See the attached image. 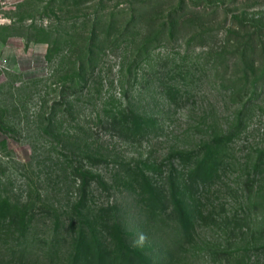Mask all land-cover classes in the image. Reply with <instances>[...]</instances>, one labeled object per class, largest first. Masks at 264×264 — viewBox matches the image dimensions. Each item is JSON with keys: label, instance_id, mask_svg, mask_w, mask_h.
I'll use <instances>...</instances> for the list:
<instances>
[{"label": "rangeland", "instance_id": "rangeland-1", "mask_svg": "<svg viewBox=\"0 0 264 264\" xmlns=\"http://www.w3.org/2000/svg\"><path fill=\"white\" fill-rule=\"evenodd\" d=\"M50 1L0 0V264H69L79 231L104 238L106 220L153 264H264V0H202L172 35L153 18L176 0L55 15ZM129 110L142 130L122 122ZM209 151L218 170L191 194L178 153ZM84 173L102 184L77 208ZM169 177L189 233L165 203Z\"/></svg>", "mask_w": 264, "mask_h": 264}, {"label": "trees", "instance_id": "trees-1", "mask_svg": "<svg viewBox=\"0 0 264 264\" xmlns=\"http://www.w3.org/2000/svg\"><path fill=\"white\" fill-rule=\"evenodd\" d=\"M108 0H51L48 3V8L52 7V12L60 11L62 14V8L64 7H78L83 4H87L90 2H95L96 4L103 5L104 2ZM139 9H143L144 7H156L162 5L165 0H141ZM169 1V0H168ZM53 5L59 7L56 10V7L53 8ZM176 4L171 10L168 11V14L164 16V18H153L156 23L157 34L166 33L167 35H172L176 24L180 20H184L187 15V11L194 10L196 12H200L203 10L202 0H176ZM187 10V11H186ZM193 14V13H191ZM135 13L130 14V18L127 21V25L130 23L131 25L135 20ZM196 15V14H193ZM63 17V16H62ZM235 19H239L238 16H232ZM58 18H61L59 15ZM95 20V19H94ZM190 21V19H186ZM253 33L252 35L261 34L264 31L263 27L260 25H253ZM123 29V28H122ZM125 29V28H124ZM123 29V30H124ZM94 26L91 27V33H95ZM239 48L237 49V51ZM242 48V53H243ZM252 74V73H251ZM256 86V82L252 84ZM169 95L173 97L175 93L179 92V86L177 84H170L168 86ZM256 89V87H255ZM254 89V93H257ZM122 122L125 125H131L133 128L137 130H142L143 119L144 117L138 113H135L133 110H129L127 113L122 115ZM240 121L237 123L240 125ZM232 133H223L220 134L217 139L212 140L209 144V147H215L219 142H226L231 140ZM181 160L188 159L191 161V165L186 172V176L184 179V187L185 189L191 193L196 194L205 188L207 185L211 183L213 177L215 176L218 165L220 164L219 158L214 154V152L209 151L206 155L198 156L196 154H192L191 152H179ZM81 177V185H82V196L77 203V208L84 207L85 203V193L86 187L90 183L91 179H95V181L102 184L101 180L95 175L89 174H80ZM169 187H170V200L169 202L165 200V203L168 208H170L173 217L176 219L177 223L180 225L181 229L186 233H189L192 229V223L190 218L182 208L179 199L177 198V190L178 185L175 183V180L172 177H169ZM149 195L153 198H156V201L159 199V195L155 193L154 188L149 186ZM157 194V197H156ZM159 201V200H158ZM2 209H6L11 216H14L16 211L9 206H4ZM16 216V215H15ZM106 227L110 229V233H107L104 238L94 235L89 232V230L85 231L81 229L78 235L74 238L73 251L71 253L70 263L69 264H153L150 258H147L145 255L141 254L138 250L133 249L128 245L126 239L124 238L123 232L120 229L119 225L114 222H109V220L105 221L104 224ZM20 232L26 231V226H22L20 228Z\"/></svg>", "mask_w": 264, "mask_h": 264}]
</instances>
